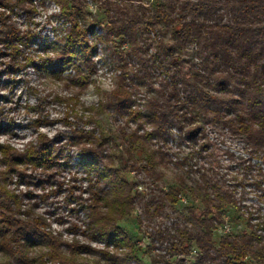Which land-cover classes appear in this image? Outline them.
Here are the masks:
<instances>
[{"label":"trees","instance_id":"1","mask_svg":"<svg viewBox=\"0 0 264 264\" xmlns=\"http://www.w3.org/2000/svg\"><path fill=\"white\" fill-rule=\"evenodd\" d=\"M51 1L72 21L64 42L69 62L78 55L90 57L95 45L87 43L86 34L94 22L86 27H79L78 22L84 20L82 6L87 0ZM89 1L96 6L93 21L106 28L103 39L109 35L120 49L121 75L113 103L117 111H128L138 123L130 133L120 129L125 148L119 160L126 155L129 164L138 162L149 179L148 193H138L117 172L108 178L98 173L111 184V191L91 200L89 218L95 234L130 243L117 223L139 205L138 224L145 222L150 229H145L149 245L157 243L165 252L152 255V264L165 256L188 257L193 250L197 264H264V238L259 234L264 222L251 224L246 219L247 227L240 232L217 234L225 213L234 211L237 222L245 219L236 191L246 177L231 183L220 174L207 136L210 128H218L241 137L250 155L264 160V0ZM187 58L197 63L188 69ZM142 90L143 110H132ZM144 124L147 129L141 128ZM174 143L193 150L173 157L166 149ZM99 155L90 165L97 163ZM51 158L49 149L27 155L34 165L44 166ZM169 165L174 169V185L160 187L164 177L160 168ZM128 168L125 164L122 171ZM258 172L253 185L260 189L264 172ZM10 199L4 194L0 210L11 213ZM0 224L10 230L8 236L0 234L4 255L0 264H11V260L15 264H128L135 258L134 245L128 256L118 258L107 252L94 255L88 246L62 242L42 229L41 218L10 223L0 218ZM36 247L45 250L29 256Z\"/></svg>","mask_w":264,"mask_h":264},{"label":"rangeland","instance_id":"2","mask_svg":"<svg viewBox=\"0 0 264 264\" xmlns=\"http://www.w3.org/2000/svg\"><path fill=\"white\" fill-rule=\"evenodd\" d=\"M82 7L85 17L78 20L79 27L94 22L86 39L95 49L90 57L78 55L69 62L70 51L64 42L72 21L54 1L0 0V202L4 194L11 196L7 202L11 213L0 210V218L7 223L41 218L45 232L62 242L88 246L94 255L107 252L122 258L134 245L135 258L128 264H152V255L165 252L157 243L149 245L146 223L138 224L139 205L117 223L130 243L99 237L89 218L92 198L109 194L111 184L106 178L114 172L127 178L138 193H148L149 179L138 162L129 164L126 155L119 160L125 148L120 131H135L138 123L128 111H117L112 100L121 75L118 44L109 35L103 39L107 36L105 26L93 21L96 6L87 0ZM189 52L191 58L193 52ZM189 58L184 62L188 69L197 63ZM143 95V90L138 91L132 110H143ZM141 128L148 127L144 124ZM207 136L210 152L221 166L220 174L231 183L246 177L236 191L245 219L237 222L234 211L225 213L226 227H220L217 234H224L225 229L240 232L247 227V220L251 224L264 222V185L260 189L253 185L258 170L264 172V160L250 155L241 137L218 128H210ZM167 146L166 152L173 157L193 150L190 145ZM44 149L52 153L50 163L34 165L27 160L30 152ZM98 154L97 163L90 165ZM125 164L128 172L122 171ZM160 170L164 177L158 186L174 185L172 166ZM0 228L4 229L0 234L9 235L8 225L0 224ZM259 234L264 238V231ZM44 250L36 247L28 255L35 257ZM196 256H165L158 264H197Z\"/></svg>","mask_w":264,"mask_h":264},{"label":"built area","instance_id":"3","mask_svg":"<svg viewBox=\"0 0 264 264\" xmlns=\"http://www.w3.org/2000/svg\"><path fill=\"white\" fill-rule=\"evenodd\" d=\"M179 199H180V201L185 202V200H184L183 198H181V196H179ZM225 227H226V222H225V224L223 225V228H225ZM223 233H224V234L229 233V232H228V229H225V230L223 231ZM191 253L195 254L196 251L193 250Z\"/></svg>","mask_w":264,"mask_h":264}]
</instances>
